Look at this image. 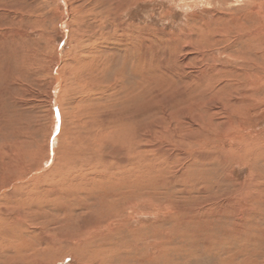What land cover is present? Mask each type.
Listing matches in <instances>:
<instances>
[{
  "label": "rangeland",
  "instance_id": "1",
  "mask_svg": "<svg viewBox=\"0 0 264 264\" xmlns=\"http://www.w3.org/2000/svg\"><path fill=\"white\" fill-rule=\"evenodd\" d=\"M115 2L0 0V264H264V0Z\"/></svg>",
  "mask_w": 264,
  "mask_h": 264
},
{
  "label": "bare ground",
  "instance_id": "2",
  "mask_svg": "<svg viewBox=\"0 0 264 264\" xmlns=\"http://www.w3.org/2000/svg\"><path fill=\"white\" fill-rule=\"evenodd\" d=\"M109 2V1H108ZM254 3V2H253ZM94 6H96V5H94ZM113 6V4L111 3H104V1H103V3L101 4V6L100 7H98L97 9H100V10H107V9H109V8H111ZM105 7H106V9H105ZM114 7H115V9H114V13L112 14H110V16H115V15H117V10H120L119 8H120V6H119V3H118V0H116V2L114 3ZM104 8V9H103ZM112 9V8H111ZM95 11V10H94ZM102 13H104L105 11H101ZM94 13V12H93ZM96 14V13H95ZM97 15V14H96ZM106 17H107V15H106ZM225 18V17H224ZM114 22L116 21V19H114L113 20ZM93 27H96V25L94 26L93 24H91ZM109 26V25H108ZM115 26V25H114ZM117 27L116 28H118V29H120L121 31L124 29V25H121L120 23H118L117 25H116ZM108 30V29H107ZM97 31V30H96ZM95 31V33H94V39L95 40H97V39H101V38H103V34H104V32H105V30H104V32L103 31H98V32H96ZM123 32V31H122ZM201 33V32H200ZM108 34H110V33H107V35ZM116 34V33H115ZM126 34V33H125ZM101 35V36H100ZM117 35V34H116ZM119 35V34H118ZM110 36V35H109ZM126 35H122V38L124 39V37H125ZM110 38H111V36H110ZM243 41V40H242ZM97 43V42H96ZM106 43V42H105ZM80 45H83V44H81L80 43ZM85 49V48H84ZM138 55V54H137ZM137 57V56H136ZM139 57H141V55L139 56ZM135 60H137V58L135 59ZM138 61H139V59H138ZM189 74V73H188ZM127 131V130H126ZM216 171V170H215ZM106 173V172H105ZM108 173V172H107ZM96 176V175H95ZM42 178H44L43 176H42ZM30 179V178H29ZM28 181V180H27ZM16 185V184H15ZM17 187H18V185H16ZM17 187H15L14 186V188H17ZM12 191H13V186H12V188H10V187H7L5 190H4V193H3V195H5V197L6 196H10V195H12L13 193H12ZM17 196V195H16ZM12 197V196H11ZM15 197V196H14ZM10 197H8L7 199H9ZM6 200V199H5ZM42 220V219H41ZM22 222V221H21ZM44 222V221H43ZM23 223V222H22ZM46 225V224H45ZM41 226H43V227H45L44 225H43V223L41 224ZM47 226V225H46ZM41 229H43L42 227H41ZM19 230V229H18ZM44 230H45V228H44ZM5 232V231H4ZM47 232V231H46ZM49 233V232H48ZM57 233V232H56ZM5 234H10L9 233V231H6V233ZM22 233L21 232H18V231H14V232H11V235H12V238H10V239H7V240H4V243H3V245L5 246V247H7L8 248V251H15L14 250V248L19 252V253H21V254H23L24 255V264H49V262H48V260H44L43 259V257H45L46 256V249H44L43 251H42V244L44 243V242H47L46 241V239L47 238H45V235H44V233L42 232V233H38L39 235H38V237L36 236V239L37 240H40L39 241V243L41 244V250L40 249H38L37 248V246L36 245H34V244H31L30 243V240H29V237H23L22 235H21ZM29 234V233H28ZM31 234V233H30ZM47 234V233H46ZM55 234V233H54ZM32 237H33V235H31ZM52 236V235H51ZM17 239V240H16ZM48 240V239H47ZM61 243L63 244V240H61V237L57 234L55 237H53V238H50L49 239V241L47 242V244H50L51 246H56V245H58V247L61 245ZM34 247H36L37 249L36 250H34L33 251V248ZM16 251V252H17ZM138 255V254H137Z\"/></svg>",
  "mask_w": 264,
  "mask_h": 264
}]
</instances>
